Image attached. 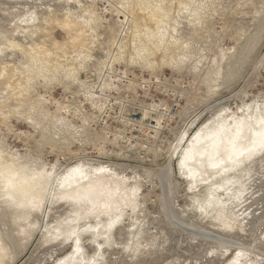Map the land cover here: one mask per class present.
I'll return each mask as SVG.
<instances>
[{
  "label": "rangeland",
  "instance_id": "rangeland-1",
  "mask_svg": "<svg viewBox=\"0 0 264 264\" xmlns=\"http://www.w3.org/2000/svg\"><path fill=\"white\" fill-rule=\"evenodd\" d=\"M0 52V162L52 180L104 165L136 188L103 249L83 236L86 258L229 264L244 249L264 261V156L240 181L231 229L178 166L203 124L264 105V0H0ZM1 196L0 264L71 251L54 229L74 208L56 190L40 212Z\"/></svg>",
  "mask_w": 264,
  "mask_h": 264
},
{
  "label": "bare ground",
  "instance_id": "bare-ground-1",
  "mask_svg": "<svg viewBox=\"0 0 264 264\" xmlns=\"http://www.w3.org/2000/svg\"><path fill=\"white\" fill-rule=\"evenodd\" d=\"M262 111H264V108H262ZM248 115L257 117L260 113L257 112L255 107H252L251 111H249L248 107V109L244 110L241 114L231 113L225 116L221 115L212 124H209L210 122H207L206 125L203 124L201 128L196 130L190 137H186L187 139L185 138L186 145L183 147L178 159L179 170L182 172L183 178L187 180L192 187L202 186L207 191L204 201L202 200L203 203L199 205L201 211L214 215L215 217L212 218H216L222 226L220 227H224L225 229H231L234 224L232 218L234 213L230 212V206L235 205L243 196L244 190L240 187L242 185L240 181L243 179L245 172H247L250 162L258 158L260 154L258 153L252 160L248 161L243 168L235 172L221 174L222 169L211 168L208 157H202L200 152L205 145L210 143L208 137L215 131L218 124L222 123L230 126L233 122V117L240 118ZM250 123L255 125V120ZM182 141H184V137ZM5 165L11 169L13 186H8V176L5 175L4 177H0V191L1 197L10 204L11 207L19 209L20 211L33 212L32 202L43 201L41 207L35 210L40 212V209L48 199H46V197H50V193L56 190L57 196L74 208L73 215L65 220L64 224L54 229V235L57 236L55 237L56 239H64L71 244V251L64 257L58 259L54 264H82V262L92 261L93 258L88 259L86 258L87 256L85 257L83 236H92L94 246L97 248L98 252V250L103 249L104 244L110 240L113 231L125 221L127 212L133 211L136 208V188L130 187V184L127 185L126 179L124 180L121 178L120 175L115 173L113 171L114 169L109 168V166L106 167L102 165L90 169L84 164H77L70 167L60 178L56 177L55 180H52L51 176L47 173L44 175H39L40 173L31 174L25 169L17 168L12 164L4 162H0V170H5ZM225 166L231 167L230 165ZM77 167L84 171L85 176H76L75 179L70 181V185L65 184L64 187H60L59 185L64 183L63 178L67 176L73 168ZM100 169H104V171H99ZM228 180H232L233 183L227 185V188H225V184ZM89 186H93L97 189L94 196L100 203L107 202L111 205L109 209L86 215L91 205L86 201L77 203L73 198L78 195H83ZM228 189L231 191H228ZM102 190H107V192H110V195L105 192V194L101 196L99 193ZM45 204H47V202ZM66 221L69 223H66ZM236 222H238V220ZM109 224L112 225L111 228H109ZM226 225H228V227H226ZM70 227L75 229L79 235V247L82 250L79 254H77L75 240L68 238L67 233ZM85 229H88V231H85ZM105 235L108 236V240L104 239ZM206 235L215 238L213 234H209L208 232ZM3 252L4 248H0V253ZM238 253H241V255L237 256L236 254L232 257L229 264H255V260L251 259L248 255L249 252L247 253L243 249L239 250ZM95 264H97L96 261Z\"/></svg>",
  "mask_w": 264,
  "mask_h": 264
},
{
  "label": "snow or ice",
  "instance_id": "snow-or-ice-1",
  "mask_svg": "<svg viewBox=\"0 0 264 264\" xmlns=\"http://www.w3.org/2000/svg\"><path fill=\"white\" fill-rule=\"evenodd\" d=\"M120 7H124V4H121ZM181 7H185L182 5ZM27 19V18H26ZM0 55H3L0 52ZM264 105H257L256 110L260 113L259 116L253 117L248 115L246 117H233L232 124H218L215 131L211 133L208 137L210 141L209 144L205 145V147L201 150L200 155L207 156L209 159L210 167L213 169H222L221 174H226L229 172H235L238 169L243 168V166L250 160H252L258 153L264 156V111H262ZM241 113L244 112V109H240ZM249 111H251V107H249ZM255 120V125L250 123ZM190 158V157H189ZM225 165H230L231 167H226ZM5 170H0V177L8 176V186H13V179L11 175V169L5 165ZM99 171H104V169H100ZM45 173H40L39 175H44ZM50 175V174H49ZM76 176L84 177V171L77 167L73 168L67 176L63 178L64 183H61L59 186L64 187L65 184L70 185V181L75 179ZM232 180H228L225 184V188L227 185L232 184ZM223 190V189H221ZM215 191V190H213ZM228 191H231L228 189ZM97 192V189L93 186H89L86 192L83 195H78L73 199L76 200L77 203L87 202L91 205L88 208L86 215L99 213L102 210L109 209L111 207L107 202L100 203L99 200L94 196V193ZM107 192V190H102L99 194L102 196ZM110 195V192H107ZM56 197H53L55 200ZM43 201H34L32 202V207L34 210L39 209ZM66 223H69L66 221ZM74 223V222H73ZM112 225L109 224V228ZM228 227V225H226ZM88 231V229H85ZM68 238H72L75 240L77 245V254H79L82 250L80 249V239L77 231L70 227V230L67 233ZM105 240H108V236L105 235ZM241 253H237V256H240ZM82 264H95V260L82 262ZM260 264H264V261H261Z\"/></svg>",
  "mask_w": 264,
  "mask_h": 264
}]
</instances>
